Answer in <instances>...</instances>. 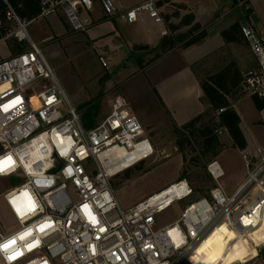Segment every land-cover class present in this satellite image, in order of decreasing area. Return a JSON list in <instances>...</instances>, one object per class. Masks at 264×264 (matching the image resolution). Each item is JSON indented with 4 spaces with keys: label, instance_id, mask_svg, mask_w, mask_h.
Returning a JSON list of instances; mask_svg holds the SVG:
<instances>
[{
    "label": "built area",
    "instance_id": "obj_1",
    "mask_svg": "<svg viewBox=\"0 0 264 264\" xmlns=\"http://www.w3.org/2000/svg\"><path fill=\"white\" fill-rule=\"evenodd\" d=\"M35 1L41 9L38 18L61 13L74 31L85 32L88 24L81 13L98 0ZM100 1L105 14L114 16L116 0ZM144 14L163 23L157 0L125 10L121 17L132 24ZM31 22L21 19L9 0H0V43L14 40L29 46L0 61V161H13L0 177L23 179L4 193L9 223L18 228L8 232L0 219V243L16 240L12 248L0 251V264H194L198 247L219 225L244 237L263 224L264 148L257 163L243 155L247 177L232 194L221 183L225 172L219 162H210L207 171L216 187L209 196L191 200L168 226L156 228V216L192 198L187 179L123 209L113 180L154 157L152 139L121 94L99 125L86 127L43 49L29 36ZM241 34L256 60V67L244 75L243 90L264 104V36L250 23L241 25ZM98 59L109 67L104 55ZM30 87L38 88L34 95L26 93ZM17 97L20 102L5 111L2 106ZM45 225L50 226L40 231ZM256 249L264 262V242ZM16 251L22 255L10 261Z\"/></svg>",
    "mask_w": 264,
    "mask_h": 264
},
{
    "label": "rangeland",
    "instance_id": "obj_2",
    "mask_svg": "<svg viewBox=\"0 0 264 264\" xmlns=\"http://www.w3.org/2000/svg\"><path fill=\"white\" fill-rule=\"evenodd\" d=\"M122 1L131 2L134 0ZM239 1L243 2L244 0ZM95 4H99L102 8L100 0ZM253 4L257 8L258 15L251 14L252 18L250 17V19L256 28H261L264 23V0H253ZM231 6L233 7V4L230 3L229 7ZM27 31L31 39L43 49L83 122L91 125L90 128L99 125L109 114L113 98L118 94L128 100L132 111L140 121L146 122L143 124L146 127V132L150 134L156 153L151 160L124 172L113 180L114 189L123 209H129L141 203L155 192L180 180L183 173H186L194 194L191 199L176 203L156 216V228H162L180 218L191 200L210 194L217 184L207 171V158L201 159L200 162L196 161L194 164L192 159L196 158L197 153L191 152L190 149H186L184 153L179 151L174 131L180 127L174 124L173 118L163 108H160L156 90L151 89L147 83L151 81V73L149 74L148 70L146 72L140 70L142 66L140 69L135 68L132 60H129L132 59L130 54L123 58L119 66L102 67L98 59V51L84 39L86 31H74L62 14L59 16V26H56L49 16L33 20L29 23ZM28 47L27 43L22 44L14 40L1 42L0 61L16 55L20 51H25ZM18 50L20 51L17 52ZM220 56V59H237V62L242 65L246 59L253 58L249 47L244 45L231 47ZM127 66L126 70L123 69ZM251 66L254 65L250 64L247 66L248 68L243 67L244 72H248L247 70L251 69ZM116 70L124 72V80L114 83L113 73ZM154 86H156L155 83ZM37 89V87H30L26 93L34 95ZM253 101V98L249 97L238 105L239 112L243 113L244 125L256 117ZM217 135L223 147L222 153L216 160L228 166L233 174L245 168L242 153L233 147V143L228 144L229 133L226 132L223 135L217 133ZM248 137L251 145L261 146V141L251 134H248ZM262 150L259 149L256 155L248 153L255 163L263 157ZM22 180L17 177H0V219L8 232L17 229L18 224L9 223L11 220L6 213L4 193L18 187L23 183ZM224 180L222 178L221 183ZM257 235L261 241L264 237V229ZM235 238L237 239L229 231L221 228L214 236L215 242L208 239L200 247L193 257L194 264H264L262 254L258 249L255 251L249 241L239 243L235 241ZM227 242L230 244L224 247Z\"/></svg>",
    "mask_w": 264,
    "mask_h": 264
},
{
    "label": "crops",
    "instance_id": "obj_3",
    "mask_svg": "<svg viewBox=\"0 0 264 264\" xmlns=\"http://www.w3.org/2000/svg\"><path fill=\"white\" fill-rule=\"evenodd\" d=\"M145 1L147 0L131 2L116 0V13L111 17L106 16L99 4H95L92 10L82 11L81 18L84 23L88 24L84 39L87 43L92 44L99 54L106 57L109 65L119 66L123 58L130 54L132 59L129 60H132L135 68L140 69L142 66L140 70H145V72L148 70L149 74L151 73V81L147 83L151 89L156 90L160 108H163L173 118L172 121L175 125L181 127L208 108V104L204 101L199 77L194 72V66L201 61L210 59L225 46L222 37V32L225 29L238 22L241 25L247 23L254 25L250 17L251 14L258 15L257 8L254 6L253 0H244L243 2L239 0H157L163 23H156L147 14L142 15L137 22L132 24L122 19L121 15L125 10L136 7ZM230 3L233 4V7H229ZM179 6H186L187 9L179 8ZM177 9L180 12V17L192 11L196 22L203 27L202 30L195 32L190 37L199 36L201 32H205L206 36L201 42L185 48L179 43L172 49H165V42L189 29V27H184L176 33L169 31L165 15H171ZM60 15L61 13L51 16V20L56 26H59ZM180 17H171L170 21L177 23ZM101 27L104 28L101 29ZM256 29L260 35L264 36V23L261 28L257 27ZM163 31H167L168 34L163 35ZM186 41L187 39L184 40V42ZM231 47L236 46L231 45ZM234 60L237 62V59ZM214 63L211 60L207 64L211 68ZM253 63L256 64L254 57L250 60L246 59L243 65L238 64L244 69L250 64L255 65ZM127 68L128 66L123 69ZM123 77L124 72L116 70L113 73L114 83L124 80ZM247 98L249 97H244L234 105V109L240 117V129L246 139L247 147L244 150L235 149L239 150L242 155L248 153L256 155L259 149L264 148V109L259 110L253 101L256 117L244 125L243 113L239 112L238 105ZM143 123L146 124V122ZM248 134L261 141V146L251 145ZM148 135L150 136V134ZM229 139L228 144H232L231 136ZM219 164L222 165L225 172V180L222 185L228 194H232L247 177L246 164L245 168L234 174L228 166Z\"/></svg>",
    "mask_w": 264,
    "mask_h": 264
},
{
    "label": "trees",
    "instance_id": "obj_4",
    "mask_svg": "<svg viewBox=\"0 0 264 264\" xmlns=\"http://www.w3.org/2000/svg\"><path fill=\"white\" fill-rule=\"evenodd\" d=\"M9 1L21 19L33 21L40 15L41 9L35 0ZM179 8L187 9L186 6H179ZM171 17H180L178 9L171 15H165V22L171 33H176L184 27H189V29L165 42V49H172L179 43L185 48L201 42L205 38V32H201L199 36L190 37L203 28L200 23L196 22V17L192 11L180 17L177 23H172L170 21ZM222 37L224 38L225 46L210 59L201 61L194 66V72L199 77V83L204 93V101L208 104V108L202 114L174 131L176 145L180 152L184 153L186 149H190L191 152L197 153L196 158L192 159L194 164L196 161L200 162L201 159L207 158L206 166H208L222 152L223 145L216 133L219 128L227 130L233 139L234 148L244 150L247 147L246 139L240 129V117L234 109V105L246 96V92L243 90V81L247 72H244V69L239 66L236 60L220 59V55L224 52L226 53L231 45H248L241 34V24L239 22L225 29L222 32ZM185 39H187L186 42H184ZM211 60L215 63L210 68L207 63ZM255 67L256 64L247 71L249 72ZM253 100L259 110L264 109L263 103L255 98ZM220 110H223V112H220ZM85 126L90 128L89 126L91 125L85 122ZM183 179L188 180L186 173H183L180 180ZM202 196H209V194ZM263 229L264 223L251 236V240L258 246L264 242V237L260 241L257 235ZM238 240L239 238L235 241L238 242Z\"/></svg>",
    "mask_w": 264,
    "mask_h": 264
},
{
    "label": "snow or ice",
    "instance_id": "obj_5",
    "mask_svg": "<svg viewBox=\"0 0 264 264\" xmlns=\"http://www.w3.org/2000/svg\"><path fill=\"white\" fill-rule=\"evenodd\" d=\"M18 102H20V98L19 97L13 99L12 101L9 102V104H5L2 107H3V109L5 111H7L10 106H14ZM12 163H13V161H12V158L11 157H8L5 160L0 161V172L4 171L5 166L11 165ZM12 203L15 204V201H13ZM31 208H32V205L29 202V209L31 210ZM83 208L85 210H87L88 206L87 205H84ZM16 211H17L18 214H20V209L19 208H17ZM245 223L247 224V223H250V222L247 219H245ZM47 226H50V225L41 226V228L39 230L40 231H43L44 228L47 227ZM30 234H31L30 231L29 232L22 233V234H20V238L21 239H24L25 237H27ZM15 243H16L15 238L9 239L7 242L0 243V251H7L9 248H12L15 245ZM27 247L29 248V250H31V248L33 247V245L32 244H29ZM20 255H22V251H16L12 255L8 256V259L11 261V260L16 259Z\"/></svg>",
    "mask_w": 264,
    "mask_h": 264
},
{
    "label": "bare ground",
    "instance_id": "obj_6",
    "mask_svg": "<svg viewBox=\"0 0 264 264\" xmlns=\"http://www.w3.org/2000/svg\"><path fill=\"white\" fill-rule=\"evenodd\" d=\"M264 223V222H263ZM221 228H224L225 230L229 231L234 237L236 236L237 238H239L238 242L239 243H247L248 241L253 245V247L255 248V251H257L256 249V244H254L253 240H251V236H252V233L249 235V236H244V237H241V236H237L234 232H232L228 226L226 224H221L219 225L216 229H214L210 234L209 236L204 240V242H202V244L198 247V250L200 249V247L208 240V239H212L214 241V236L215 234L221 229ZM236 239V238H235ZM215 242V241H214ZM228 244H230V242H227L225 246H227ZM198 252V251H197Z\"/></svg>",
    "mask_w": 264,
    "mask_h": 264
}]
</instances>
